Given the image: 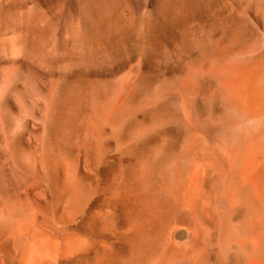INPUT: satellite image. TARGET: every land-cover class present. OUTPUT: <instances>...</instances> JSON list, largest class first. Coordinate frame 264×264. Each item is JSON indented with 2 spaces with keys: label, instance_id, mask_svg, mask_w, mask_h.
I'll list each match as a JSON object with an SVG mask.
<instances>
[{
  "label": "rangeland",
  "instance_id": "obj_1",
  "mask_svg": "<svg viewBox=\"0 0 264 264\" xmlns=\"http://www.w3.org/2000/svg\"><path fill=\"white\" fill-rule=\"evenodd\" d=\"M0 38V264H264V114L232 122L217 79L235 63L242 108L264 105V0H0ZM193 131L247 141L236 158L256 163L230 161L221 198L168 225L164 252L131 246L144 154Z\"/></svg>",
  "mask_w": 264,
  "mask_h": 264
},
{
  "label": "bare ground",
  "instance_id": "obj_2",
  "mask_svg": "<svg viewBox=\"0 0 264 264\" xmlns=\"http://www.w3.org/2000/svg\"><path fill=\"white\" fill-rule=\"evenodd\" d=\"M92 14H94V13H92ZM100 21L104 22L105 24H108L109 19L97 18L95 20H92L91 25H90L91 28L92 29L95 28L97 23ZM3 39L4 38H0V42H2ZM246 39H247V37H246ZM252 48H253L252 51H257L260 56H264V50L260 49L257 42H254ZM111 51L113 52L114 50L111 49ZM225 60H226V58H225ZM252 61L253 60H251V62ZM238 62H240V61H238ZM225 68H224L225 72L223 71L224 73H222V75L220 74L221 75V76H219L220 78H217V79H219V82L221 83L220 84L221 87L223 86L225 88V90L228 94L229 100L233 104H236L235 107L237 108V110L242 109L241 112H239L240 115H238V117L235 119L232 118L233 120H231V121L232 122L234 121V123L236 122V124L238 122V124H239L240 121H242V118H243V120H244V118L246 120L247 117H253V116H258V115L262 116V114H264V105H261V104L258 105L257 104L258 102H255L256 105L253 104L252 106L247 107L246 110L243 109L245 107L242 108L241 104H243L242 99H244L243 98V95H244L243 92H244L245 88H244L243 83L241 82L242 79H240V76H239L240 71L239 72L237 71L236 64L235 63H233V64L231 63V65L227 64V67H225ZM243 82H245V81H243ZM217 90H219V89H217ZM245 90L247 91V89H245ZM218 94H220V92ZM246 94H247V92H246ZM231 102H230V104H231ZM229 107H231V106H229ZM232 108H234V107H232ZM223 118H226V117H223ZM228 119H227V122L229 123L230 120L228 121ZM248 119H252V118H248ZM241 123H243V121ZM196 133H197L196 131L191 132L184 139H182L178 144L175 141H168V142L160 145L159 147L157 146V148L155 150L154 149L148 150L144 154V157L141 161L142 163H141V165H139V170L137 173V183H136V187H135V191H134V195H133V203H132L131 208H130L131 212H129V213H131V214H129L131 216H129L130 218L128 221L130 222V227H132L134 229L132 232L133 236L128 237V238H131L130 239V241L132 243L131 246L133 244L140 246L142 244L144 245L148 241H151L153 244L152 249L154 251L155 250H161V249L163 250V245H164L163 243L165 240V233H167L166 230L168 229L167 228L168 225H171V223L173 221L178 220L181 213L187 214L188 212H191L195 208V207L193 208V206H196V205H194V203H196L194 201H196L197 198H199L198 200H201L204 204L207 203V205H210V203L212 202L211 203V205H212L213 201L214 200L216 201L217 198L219 197L221 189H222V175H221L222 171H224V169L228 167V165H229L228 163H230V161L232 162L234 159H235V161H236V159H242V160L244 159L241 157L236 158L237 155L245 157L249 153L250 148L249 149L246 148L247 146H249V143H247V141H246V145H243L242 143H240L241 140L233 142L232 144H225V143L223 144L221 141H220L221 143H217L219 141H216V143H215L214 141H210L209 139L203 140L204 138H201ZM195 140L196 141L200 140V142H201V140H202V142L204 141L205 142L204 144H206L205 145L206 147L201 148L202 145L200 148L194 147L193 144L196 143ZM197 145H199V143ZM258 145H260V144H257L256 148L251 147V146L250 147L252 149L255 148L256 149L255 151L259 150L255 154L256 155L258 154L257 155L258 157L256 156V158L260 159L259 155H262V154H259V153H261V151H263V149L260 147L261 148V150H260V148L257 147ZM176 149L183 151L184 154L187 153V156L189 155V170H188V173L186 174V176L184 175L185 179H184V183H183V189H182V191L180 190L182 192L181 196L174 197V196H172V194H170V192H168L165 189L167 187H163L162 183L164 181H166V180H164L163 177L164 176L167 177V175H166L167 173L163 169L165 167L167 168V166L164 167V164H166L165 163L166 161L168 163V160L172 156H174L173 154H174V151H176ZM246 149H248L247 154H246ZM252 149H251V151H252ZM179 153H180V151H179ZM175 155H177V154H175ZM263 155H264V152H263ZM251 157H252V160H251ZM251 157L248 158L247 161L245 160L247 163H245L243 160L245 166L250 165L251 161H253L252 164L256 163L255 162L256 160L254 161V159H255L254 153ZM262 157L264 158V156H262ZM174 158L175 157H172V159H174ZM172 165H173V162H172ZM230 165H231V163H230ZM251 167L250 168L247 167V169L251 170ZM243 169H244V166H243ZM243 169H241V171ZM213 171H216V173L214 172L216 175H211V172H213ZM225 171H226V169H225ZM225 171H224V173H225ZM160 180H162L161 181L162 186L160 185V183H158ZM174 186H175V184H174ZM177 189H176V192H177ZM171 193H173V192H171ZM219 198H221V196ZM218 203H219V201H218ZM183 211H185V213ZM192 214L193 213H191V215ZM183 219H185V218H183ZM179 220H178V222L182 221V220H180V221ZM165 242H167V241H165ZM137 248L138 247H136L135 250H137ZM167 248L164 247L165 250ZM143 249H144V247H143ZM148 249H149V247H147L145 249L146 254L148 252V251L146 252V250H148ZM138 250L141 251L142 247H141V249L138 248ZM142 252H143V250H142ZM150 252H151V250L149 251V253ZM163 252H164V250H163ZM165 252H167V251H165ZM135 254H138V253H135ZM161 254H163V253L161 252ZM144 256H146V255H144Z\"/></svg>",
  "mask_w": 264,
  "mask_h": 264
}]
</instances>
